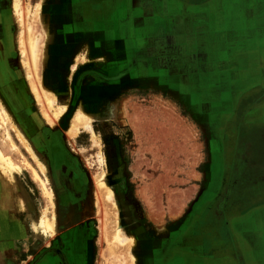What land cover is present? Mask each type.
Returning <instances> with one entry per match:
<instances>
[{
	"label": "rangeland",
	"instance_id": "rangeland-1",
	"mask_svg": "<svg viewBox=\"0 0 264 264\" xmlns=\"http://www.w3.org/2000/svg\"><path fill=\"white\" fill-rule=\"evenodd\" d=\"M71 1L0 0V151L13 166L10 183L0 172V264H150V250L170 234L161 224L166 214L196 212L161 207L168 198L176 202L181 189L194 190L196 179L187 175L212 168L198 158L213 153L203 156L197 143L181 140L176 114L156 107L163 99L132 95L122 66L107 55L120 50L86 30ZM29 34L40 38L34 58ZM99 93L115 95L119 111L98 116L99 104L86 111L93 133L73 131L80 99ZM251 140L242 167L252 173L249 182L262 184L264 136ZM42 218L54 219L52 230L40 228Z\"/></svg>",
	"mask_w": 264,
	"mask_h": 264
},
{
	"label": "crops",
	"instance_id": "crops-1",
	"mask_svg": "<svg viewBox=\"0 0 264 264\" xmlns=\"http://www.w3.org/2000/svg\"><path fill=\"white\" fill-rule=\"evenodd\" d=\"M71 9L120 50L132 95L163 99L156 107L176 114L181 140L213 153L198 158L212 168L187 175L194 190L161 207L196 212L166 214L170 234L150 264H264V182L242 167L251 137L264 136V0H74Z\"/></svg>",
	"mask_w": 264,
	"mask_h": 264
},
{
	"label": "bare ground",
	"instance_id": "bare-ground-1",
	"mask_svg": "<svg viewBox=\"0 0 264 264\" xmlns=\"http://www.w3.org/2000/svg\"><path fill=\"white\" fill-rule=\"evenodd\" d=\"M39 7H40V5L38 4L37 5V8H36V11H35V13L37 12L38 13V11H39ZM36 15V14H35ZM34 15V17L36 18V16ZM34 18V19H35ZM38 20V19H37ZM32 27H33V25H32ZM40 28V27H39ZM34 28H32V30H33ZM29 30L31 31V32H33L32 30H31V28H29ZM31 32H30V34H31ZM44 33V32H43ZM42 33V34H43ZM29 34V36L31 37L32 35H30ZM38 34V33H37ZM39 36V35H38ZM38 36H36V38L38 37ZM44 36V35H43ZM32 38H34V36L33 37H31L30 39H29V41H28V48L30 49V53H31V56L34 58V57H36L35 56V52H36V42H35V40H36V38H34V40L32 39ZM45 38V37H44ZM37 39H40L39 37L37 38ZM37 41V40H36ZM38 44V43H37ZM43 43L41 42V44H38V45H41V46H44V45H42ZM38 47H40V46H38ZM39 49V48H38ZM39 51V50H38ZM40 52H41V50H40ZM38 53V52H37ZM108 55V58H109V60H115L116 62H114V64H116L117 63V61L119 60L118 59V56H116L115 54H113V52L112 51H109V54H107ZM38 56V55H37ZM42 56H43V54H42ZM41 56V57H42ZM40 57V58H41ZM37 60H38V58H37ZM41 60V59H40ZM34 64L36 63V61H34L33 62ZM31 86H32V89H34V87H33V84L31 83ZM44 91H48L46 88H45V90ZM35 94V93H34ZM36 95V94H35ZM110 97H112L113 99L115 98V95H113V94H105V93H99L98 94V96H96V98L95 99H93V100H88L87 98L86 99H80V102L78 103L79 104V106L77 107V109H76V113H75V115H74V118H73V123H72V129H73V131H76L77 130V128H79V126H83V127H88V130L91 132V133H93V131H92V129H91V127H90V125H89V115L87 114V110H90V109H92L93 110V107H95V106H98L99 104H101V106H102V108H98L99 110V112H98V116H107V115H110V113H115V112H117V111H119V110H117V108H116V106H117V104H115V107L113 106L112 107V100H111V98ZM115 101V100H114ZM112 107V108H111ZM93 112H94V110H93ZM97 112V111H96ZM90 119H91V117H90ZM91 135V134H90ZM40 167H42L41 166V164H40ZM12 169H13V166H12V164L7 160V158L6 157H4L3 155H2V153H1V151H0V172L2 173V174H4L5 175V177L7 178V180L9 181V183L10 182H12L13 181V179H12V175H11V171H12ZM42 169V168H41ZM103 176V175H102ZM102 176H101V178H102ZM100 177H97L96 178V185H97V188H98V190L100 189L101 190V193H102V195L103 196H105V198L111 203V198H112V194H111V191L110 190H108V189H105V190H102L101 188H102V186L104 185L103 184V182H102V179H101ZM104 191V192H103ZM45 194L47 195V196H50V193L47 191V190H45ZM112 204V203H111ZM18 205H19V208H21L22 207V203L20 202V201H18ZM114 210H112V212H113ZM44 217V216H43ZM112 217V223H114L113 224V237L114 238H116L117 236H119V229H118V227H117V222H116V214H115V216H111ZM107 221V220H106ZM54 223H55V221H54V219H52V221H48V220H46V219H44V218H42L41 219V221L39 222V226H40V228L42 229V230H45V229H48V230H52L53 229V227H54ZM128 238V237H127ZM126 247H127V249L130 247V245H131V243H132V239H127L126 240ZM115 244V243H114ZM131 260H132V257H131Z\"/></svg>",
	"mask_w": 264,
	"mask_h": 264
}]
</instances>
